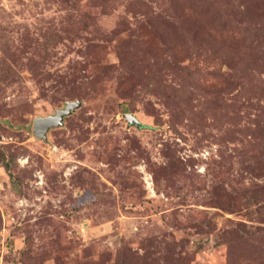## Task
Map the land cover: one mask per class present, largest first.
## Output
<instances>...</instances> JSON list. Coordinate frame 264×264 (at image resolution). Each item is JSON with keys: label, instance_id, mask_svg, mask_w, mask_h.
Wrapping results in <instances>:
<instances>
[{"label": "rangeland", "instance_id": "1", "mask_svg": "<svg viewBox=\"0 0 264 264\" xmlns=\"http://www.w3.org/2000/svg\"><path fill=\"white\" fill-rule=\"evenodd\" d=\"M0 264H264V0H0Z\"/></svg>", "mask_w": 264, "mask_h": 264}, {"label": "water", "instance_id": "2", "mask_svg": "<svg viewBox=\"0 0 264 264\" xmlns=\"http://www.w3.org/2000/svg\"><path fill=\"white\" fill-rule=\"evenodd\" d=\"M80 103L81 101L77 99L67 100L64 105L57 108L54 113L35 116L32 123V129L35 137L41 140H46L49 129L61 125L64 116L76 109ZM122 117H124L128 123H133L134 125L139 126L138 119L132 113L124 112L122 113Z\"/></svg>", "mask_w": 264, "mask_h": 264}]
</instances>
